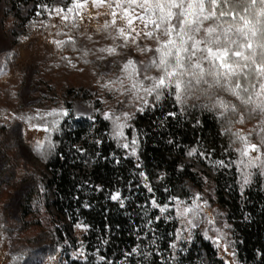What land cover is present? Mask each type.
I'll return each instance as SVG.
<instances>
[{
  "label": "rangeland",
  "instance_id": "obj_1",
  "mask_svg": "<svg viewBox=\"0 0 264 264\" xmlns=\"http://www.w3.org/2000/svg\"><path fill=\"white\" fill-rule=\"evenodd\" d=\"M43 2L45 0H33L29 4L18 0H0V68L4 69L0 71V264H33L37 258H42L44 264L85 263L83 259L73 255L81 247V244L86 249L87 256L90 254L92 259L96 258L97 251L100 254V249L96 248L95 242L88 245L87 237L91 232V225L81 216L80 209H91L89 198L86 197L92 195L93 191H101L102 186L97 190L95 186H92L93 184L87 181L83 182L77 186L78 191H83V199L80 202L78 199H74L76 203H72L70 206L63 203L61 197L56 194L55 185L52 184L55 172L51 166V160H49L56 151L57 145L47 156H40L33 151L32 142L36 139H43L46 133L43 130L30 129L22 121L12 118L14 114H34L37 109L46 111L60 106L68 108L70 115L61 121L60 131L51 133V138L57 143L63 137L65 130L75 134L76 138L73 139L76 147L73 146L72 150L78 152L77 147L84 149V152H78L83 160L84 171H88L94 162L91 156L86 154V144L101 145V143L96 144L97 139L102 141L105 138L113 143L116 152L111 154V159L115 166L121 164L122 161L132 162L133 171L127 185L128 190L124 193L122 189H119L122 197L127 198L124 207L109 198L112 191L108 192L107 197L109 202L115 203L118 209L124 212V216L130 220L133 219L132 209L139 210L142 217L140 222L145 227L144 230L139 229L141 233L139 239L141 240L138 243L142 247L148 245L154 235L157 242L154 249L157 251L158 248L159 250L160 264H165V262L166 264H182L198 237L204 239L205 242H210L218 258L223 262L233 260V257L225 253L222 247L218 248L212 239L205 237V230H208V237H212L216 233L211 230L212 226L204 223H200L197 228L192 230L193 239L190 242L178 244L177 249L169 247L170 243L175 240L176 229L181 226L174 216V202L169 198L176 195L188 201V198L196 192L202 194V199L208 200L205 213L215 219L216 226L228 233L227 238L234 242L229 248V252H235V260L238 264H247L242 262L236 253L233 224L227 219L226 212L217 203L215 182L212 178L216 173L226 171L228 167L214 165L211 162L216 160L209 155L206 157H201L198 154L185 155L182 158L183 161L179 162V166H183L180 169L184 170L185 166L182 162H185L189 165L188 168L194 178L191 177L192 180L189 179L190 181L187 180L179 185L180 190L176 193H170L164 183V171L159 172L154 178V183L150 182L151 178L147 175V183L153 188L152 193L147 190L144 186L145 182L138 175L139 171L146 173L141 153L151 132L144 126H139L136 121L139 117H144L154 125V129L160 131L169 122L172 123L179 117V114L175 118L166 115L169 111H178L173 98L165 96L155 108H146L142 113H135L134 119L130 121L133 127L125 129V132L129 140L134 132L138 137L136 156L128 155V150L118 147L109 135L110 122L103 118L102 111L108 109L132 111V109L125 108L126 95L110 92L107 87H101L105 80L111 78L102 77V73L111 71L118 74L120 64H114L111 69L107 67L112 60L120 61L129 55L137 60H144L147 55H141L131 46L128 49L120 50L124 53L123 56L108 55L97 51L100 47L112 44V41L106 38L107 34L112 31L111 25L108 29L103 27L104 21L111 19L106 15L108 12L106 5L96 8L92 5V0H88L74 21L78 25L77 28H71L69 22H62L60 17L55 14L49 15L43 9L36 7ZM53 3L48 4L51 6ZM37 12L41 14L36 15ZM98 12L102 14L96 15ZM31 21H35L34 26L30 23ZM41 21L46 23L42 24ZM66 24L67 27H65ZM58 31L61 32L60 35H57ZM64 33L74 37L77 51L72 50L71 43H66L59 49L52 43L53 39L65 40ZM143 43H151V41L145 40ZM84 49L90 51L86 57L83 55ZM9 52H11V58L6 59ZM100 55H104L105 59H97ZM85 59L89 63H84ZM68 60H71L74 66L69 65ZM190 108L193 107L188 109ZM95 109H99V111H95ZM80 112L94 116L95 120L88 119V115H79ZM257 119H247L250 120L249 125H252L250 130L256 129L251 136L253 142H258ZM242 125L243 123H240V129L237 130L248 134L250 130H245L246 128ZM117 161L119 162L117 163ZM138 163L140 164L139 168L136 167ZM57 171V175L62 172L61 168ZM237 175L236 181L241 194L239 171H237ZM256 178L262 181L264 187V177L257 174L253 177L252 183L244 187L243 194L252 186ZM159 187L163 190V196L159 194ZM153 196L158 204L167 203L170 205L169 212L173 213L172 219L164 218L169 212L162 214L158 208L151 207L150 198ZM141 202H143L142 205ZM85 204L88 207H85ZM134 204L137 205L133 208ZM217 213L222 215L217 216ZM156 216H159L160 219H153L152 230H149L146 221ZM77 222L90 227L87 230L77 229L74 227ZM155 223H162L164 227L168 224L170 234L166 239L168 242L166 248L159 245L156 237L157 232L154 228ZM225 223L231 225V228H225ZM70 225H72V235L66 233L64 240L58 241L55 238L56 230L63 231ZM50 242L56 243L55 255L39 254L41 249L49 246ZM102 242L104 243L105 239ZM180 247L185 250L179 251ZM50 257L55 259L49 261ZM129 259L132 264L136 262L135 257ZM124 260L125 257L122 255L116 264H123Z\"/></svg>",
  "mask_w": 264,
  "mask_h": 264
},
{
  "label": "snow or ice",
  "instance_id": "obj_2",
  "mask_svg": "<svg viewBox=\"0 0 264 264\" xmlns=\"http://www.w3.org/2000/svg\"><path fill=\"white\" fill-rule=\"evenodd\" d=\"M87 2L88 0H57L51 6L40 3L36 7L49 15L55 14L62 22H69L71 28H77L74 21ZM92 5L96 8L106 5V15L111 18L104 21L103 27L108 29L111 25L112 31L106 38L112 44L98 48V52L123 56L124 53L120 50L131 46L141 55H147L144 60H137L130 55L120 61L112 60L107 67L111 69L114 64H120L118 74L111 71L102 73V77L111 78L105 80L101 87L126 95L125 108L132 109H108L101 113L110 122L109 135L117 146L128 150V155L136 156L138 137L134 132L129 140L125 129L133 127L130 121L134 119L136 112L142 113L146 108H155L163 97L168 96L174 99L178 111H169L167 116L175 118L178 114L183 115L189 107H199L221 118L222 131L228 134L230 147L237 144L239 146L232 147L235 159L229 160L227 164L224 160L211 163L220 167H231L233 164L236 166L240 173L241 194L244 187L252 183L254 176L258 174L264 177V0H92ZM30 23L35 25V21ZM67 26L66 24L65 27ZM60 34L58 31L57 35ZM64 35L65 40L53 39L52 43L58 49L71 43L72 50L77 51L74 37L68 33ZM145 40L151 43H143ZM89 54V50H83L85 57ZM10 58L11 52L6 56V59ZM97 59L103 60L105 56L100 55ZM68 63L74 66L71 60ZM84 63L89 61L85 59ZM3 70L0 68V71ZM190 101L193 103L190 104ZM69 115V109L60 106L46 111L37 109L34 114H14L12 118L22 121L30 129L43 130L46 133L43 139L32 142L33 151L43 157L55 149L56 142L51 138V133L60 131L61 121ZM79 115L88 114L80 112ZM246 118H258V142L251 139L252 132L256 129L250 130L248 134H244L242 130H233L234 124L244 123ZM88 119L95 120V117L88 115ZM95 142L100 144L102 141L97 139ZM76 150L84 152L82 148L77 147ZM197 154L206 157L196 147L186 152L187 156ZM136 167L139 168L140 164ZM138 175L152 193L153 188L147 183V174L139 171ZM95 187L98 190L100 186ZM109 198L118 202L121 207H124L127 199L122 197L119 189L112 191ZM169 199L174 202V216L181 225L175 231V240L170 243V248L177 249L178 244L190 242L193 239L192 230L204 223L212 226L211 230L216 233L208 237V230H205V237L212 239L218 248L222 247L225 253L233 257L231 262L225 260L224 264H238L235 252H229L234 242L227 238L228 233L216 226L215 219L205 213L208 200L202 199L201 193L196 192L190 196V202L176 195ZM150 200L151 207L158 208L160 213L169 212V204H158L154 196ZM85 207L88 205L85 204ZM145 215L147 216L146 211ZM172 215L169 212L164 218L172 219ZM153 219L159 220L160 217H151L146 221L149 230H152ZM74 227L87 230L90 226L77 222ZM224 227L231 228V225L225 223ZM156 244L153 235L148 245H136L130 251L123 252V264H132L129 259L132 257L136 258V264H145L147 257L153 254L152 249L156 248ZM184 250L183 247L179 248V251ZM73 255L83 259L85 264H90L83 244ZM54 259L50 257L49 261ZM97 262L115 264L98 251L91 264ZM33 264H44V261L37 258Z\"/></svg>",
  "mask_w": 264,
  "mask_h": 264
},
{
  "label": "trees",
  "instance_id": "obj_3",
  "mask_svg": "<svg viewBox=\"0 0 264 264\" xmlns=\"http://www.w3.org/2000/svg\"><path fill=\"white\" fill-rule=\"evenodd\" d=\"M18 1L29 4L33 0ZM55 1L45 0L43 3ZM136 123L151 132L141 153L144 169L151 178L150 182L154 183V178L160 171H164V183L170 193H176L180 190L179 185L187 182L191 177L194 178L188 164L182 162L185 166L184 170L179 167V162L183 161L182 158L190 148L196 147L198 151L204 152L215 160H224L226 164L229 160L235 159L232 147H237L238 144L230 147L229 136L222 131L221 118L207 110L198 107L187 109L183 115H179L177 120L169 122L160 131L154 129V125L144 117H139ZM249 123L250 120L246 118L242 125L246 128L245 130L252 128ZM239 124H234L233 130L240 129ZM73 138H76V135L65 130L63 137L56 143V151L49 159L55 172L52 184L55 185L56 194L61 197V201L69 204L68 206L76 203V199L78 202L83 199V191L77 190L79 184L87 181L93 184L92 186H102L101 191H93L92 195L86 197L89 198L91 209L81 208L80 212L81 216L91 225V232L87 237L88 245L95 242L96 248L100 249V255L116 264L123 252L140 245L138 243L141 240L139 229L144 230L145 227L140 222L142 217L139 210L132 209L133 219L130 220L124 216V212L119 210L115 203H110L107 197L109 191L116 189H122L126 193L133 164L131 161H122L121 164L115 166L111 159V154L116 152L114 145L104 138L101 145L86 144V154L91 156L94 162L88 171H84L81 156L72 150L75 143ZM60 168L62 172L57 175L56 172ZM237 177L234 164L226 171H220L212 177L215 182L217 203L233 224L236 238L235 250L239 259L247 264H264V187L262 181L256 178L252 186L242 195L238 190ZM159 192L161 196L164 195L161 187H159ZM140 204L142 205L143 202ZM136 205L134 204L133 208ZM154 228L159 245L166 248L168 244L166 239L170 234L168 224L164 227L162 223H155ZM66 233L72 235V225L65 227L63 231L57 229L55 238L58 241L64 240ZM103 239H105L104 243ZM54 244L50 242L49 246L41 249L39 254L55 255L57 246L56 243ZM152 252L153 254L147 257L145 264H160L156 249L153 248ZM88 256L91 264L95 259H92L90 254ZM196 263L224 264L218 258L212 244L205 242L201 237L197 238L182 264Z\"/></svg>",
  "mask_w": 264,
  "mask_h": 264
}]
</instances>
